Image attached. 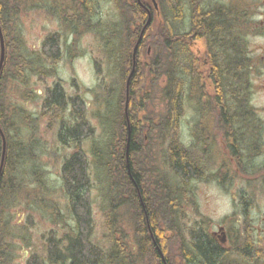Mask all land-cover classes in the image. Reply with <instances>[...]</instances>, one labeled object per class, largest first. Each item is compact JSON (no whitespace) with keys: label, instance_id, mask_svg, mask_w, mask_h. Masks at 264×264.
Here are the masks:
<instances>
[{"label":"trees","instance_id":"trees-1","mask_svg":"<svg viewBox=\"0 0 264 264\" xmlns=\"http://www.w3.org/2000/svg\"><path fill=\"white\" fill-rule=\"evenodd\" d=\"M37 1L0 0L5 42L0 72V127L6 143L0 173V260L14 252L13 238L22 241L24 247L33 246L27 264H223L218 254L233 264L234 260L225 254L243 250L220 247L203 226L202 215L193 222L186 220V206H194L189 184L203 179V0H153L157 10L152 0H140L142 6L137 0H111L119 21L106 26L99 17L85 13L87 6L98 11V0ZM30 7L63 24L65 33L48 32L36 49L29 50L20 25L21 15ZM147 11L151 18L133 63L134 45L147 21ZM214 21L223 30L232 23L225 19ZM84 30H92L102 39L100 49L105 58L112 59L118 82L116 87H109L102 74V60L95 58L98 86L103 88V94L115 98L111 133L114 132L107 142L110 148L106 158L100 156L103 152L96 145L91 148L94 162L103 168L106 179L102 212L107 247L93 239L92 180L83 141L94 135L95 128L87 116L81 86L73 78L75 90L69 93L61 79L46 83L48 77L56 75L57 64L63 58L61 36L70 35L75 42ZM227 39L230 38L224 37L211 46L218 69L214 94L224 111L209 115L215 126L226 123L228 110H235V103L241 99L237 91L243 86L235 80L241 53L233 50ZM194 46L196 50H192ZM75 53L72 43L70 58ZM33 80L44 84L42 96L30 88ZM162 81L164 84H160ZM156 88L164 104L162 113L151 108ZM35 97H40L41 103L40 110L33 114L26 103ZM188 103L196 115L192 146L181 138ZM226 104L230 106L226 108ZM41 121L47 127L55 125L58 143L71 148L62 155L60 164V190L67 199L71 217L68 221L39 191L47 189L46 170L39 158L37 131ZM160 142L168 177L157 165L153 166L152 150ZM1 153L0 135V162ZM14 208L29 212L43 209L53 224H62V232L52 229L42 252L30 244L28 233L33 221L24 226L11 224L10 239L4 231L10 225L4 213ZM124 223L132 229L131 244L126 239ZM167 231L172 235L166 236ZM260 253L256 247V264H264Z\"/></svg>","mask_w":264,"mask_h":264},{"label":"flooded vegetation","instance_id":"flooded-vegetation-1","mask_svg":"<svg viewBox=\"0 0 264 264\" xmlns=\"http://www.w3.org/2000/svg\"><path fill=\"white\" fill-rule=\"evenodd\" d=\"M85 10L94 15L93 7ZM220 19L231 26L223 30L214 21ZM224 37L241 53L235 80L243 86L226 123L214 126L209 115L224 111L214 94L218 69L211 46ZM203 115V185L217 192L204 195L203 226L223 249L243 250L225 254L233 264H256V247L264 258V0H203ZM214 202L225 209L213 216ZM0 264H15L14 253Z\"/></svg>","mask_w":264,"mask_h":264},{"label":"rangeland","instance_id":"rangeland-1","mask_svg":"<svg viewBox=\"0 0 264 264\" xmlns=\"http://www.w3.org/2000/svg\"><path fill=\"white\" fill-rule=\"evenodd\" d=\"M33 3L39 2L37 0H31ZM100 7L98 11H95L94 15L99 17V20L103 23L102 25L108 23H116L119 21L117 12L113 7L111 0H98ZM186 27L187 23H185ZM21 32L26 40L27 47L29 50L36 49L45 36L46 33L51 31H61L62 34L65 33L63 26L53 17H47L44 12L37 10V8H29L21 15ZM187 30V29H186ZM79 37L73 41L70 35L65 37L61 36V46L63 49V58L59 61L56 67V75L48 77L46 83L49 85L53 83L56 79H61L64 82V86L69 93H73L75 87L73 86L72 79L81 86L83 98L87 105V116L91 124L95 128L94 135L83 141V148L89 157V171L91 174L92 186H91V197H92V214L94 218V230L93 236L94 241L102 246L107 247L109 244L107 238V229L105 227L104 215L102 212L103 208V190L106 187L105 173L102 167L94 162V157L92 155L91 148L96 145L101 149L103 156L106 158L108 154L109 137L113 134V113L115 107V98L113 95L103 94V88L98 86L99 76L96 74L95 69V58H101L102 74L104 75L105 82L109 87H116L118 85L115 76V65L111 58H105L100 49L102 39L95 36L92 30L81 31ZM75 43L76 53L70 58V46ZM201 46V43H199ZM196 50V46L193 47ZM151 52V51H150ZM150 52L148 54H150ZM104 54V55H103ZM142 58V57H140ZM161 84H163L161 82ZM42 83L37 81L30 84V88L36 90L43 95ZM93 91V92H92ZM16 93L13 89L12 95ZM154 104L151 106L152 109L163 112L164 104L161 101V93L158 88L155 89ZM187 97V96H186ZM41 98L35 97L34 101H27L26 108L35 114L40 110ZM196 115L193 112L192 106L188 103L186 104L185 115L181 122V138L183 143L187 146H192L193 138L191 136L192 126L194 123ZM57 127L54 125L52 127H47L45 121H41L37 131L38 140L40 142V161L44 170H46V188L42 191L45 194V198L49 203L55 204L60 210L61 216L65 220H70V215L67 210V199L60 190L61 179H60V164L62 155L67 153L71 148L65 147L58 143L56 140ZM152 156L154 157L153 166L164 172L168 173L166 161H165V151L163 144L161 142L156 144L152 150ZM102 159V157H101ZM157 165V166H156ZM168 177V174H166ZM192 201L194 206H186L185 210L189 218L188 222H193L194 219H200L203 216L204 209V195L211 194L213 197L216 196V190L203 185V179H194L189 184ZM41 192V193H42ZM218 202H214L210 207L209 211L214 216L215 211H221ZM209 214V215H211ZM5 218L9 220V227H4L5 233L11 239L9 234L11 224L18 223L21 226L28 225L29 221H33L34 225L29 229V239L30 244L37 246V249L42 252L46 244V239L48 238V233L56 228L59 233L62 232V224H53L49 218V213L45 212L43 209L32 210L31 212L24 210V208L10 209L4 213ZM123 230L128 243H132V229L128 223L123 224ZM13 231V230H12ZM4 234V235H6ZM16 243L14 248L15 264H27V260L30 257L31 250L33 246L24 247L23 242L20 240L11 239ZM174 247V246H173ZM44 254V253H43ZM26 260V262H25Z\"/></svg>","mask_w":264,"mask_h":264},{"label":"water","instance_id":"water-1","mask_svg":"<svg viewBox=\"0 0 264 264\" xmlns=\"http://www.w3.org/2000/svg\"><path fill=\"white\" fill-rule=\"evenodd\" d=\"M148 21H149V19L147 20V23H148ZM144 27L141 30L140 36H139V38L137 40V43L140 40V37H141V34L143 32ZM0 47H1V52H0V71H1V68H2V65H3V60H4V53H5L4 37H3L1 25H0ZM135 48H136V46H135ZM135 48H134V51H133V61H134V56H135ZM0 135H1V138H2V155H1V162H0V173H1L2 165H3V161H4V156H5V145H6L5 136H4V133L1 130V127H0Z\"/></svg>","mask_w":264,"mask_h":264}]
</instances>
